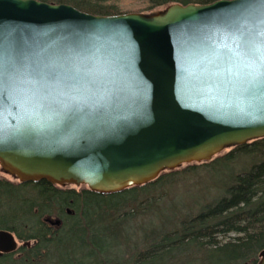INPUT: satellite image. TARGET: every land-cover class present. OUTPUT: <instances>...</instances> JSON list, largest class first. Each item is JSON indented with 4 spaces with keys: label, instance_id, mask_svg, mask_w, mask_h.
I'll list each match as a JSON object with an SVG mask.
<instances>
[{
    "label": "water",
    "instance_id": "1",
    "mask_svg": "<svg viewBox=\"0 0 264 264\" xmlns=\"http://www.w3.org/2000/svg\"><path fill=\"white\" fill-rule=\"evenodd\" d=\"M243 8L264 16L259 0L115 16L0 0V175L113 194L264 139V96L217 75L203 52L220 22L238 19ZM73 59L95 68L96 87L65 94L41 78L21 83ZM15 248L13 235L0 230V256Z\"/></svg>",
    "mask_w": 264,
    "mask_h": 264
},
{
    "label": "trees",
    "instance_id": "2",
    "mask_svg": "<svg viewBox=\"0 0 264 264\" xmlns=\"http://www.w3.org/2000/svg\"><path fill=\"white\" fill-rule=\"evenodd\" d=\"M39 1L67 4L91 15L115 16L123 13L118 6L119 0ZM145 1L149 4L147 9L154 10L172 3L208 4L217 0ZM236 151L242 157L257 155L262 158L231 177L223 197L195 217L183 221L182 228L174 235L167 234L159 242L151 243V246L137 253L134 260L128 264H149L158 254L172 252L181 243H185V247L194 245L193 249L201 253L207 264L258 262L264 252V139L234 147L223 157L225 160L233 158L232 155ZM172 173L175 172L162 173L152 183L109 195L94 193L85 188L77 190L60 188L45 180L16 184L1 176L0 230L14 234L21 243L32 240L35 245L23 244L2 254L0 264H123L110 261L109 250L113 246H93L91 242L93 229L90 226L92 219L96 218L94 222L98 228L97 223L105 220L112 209L120 210L119 206L122 207L121 216H133L126 210V205L133 206L137 196L150 193L152 187ZM19 189L25 193L15 198L14 194H19L16 191ZM106 198L115 201L107 204ZM100 207L105 208L104 216L103 211L100 213ZM79 209L80 218L84 220L83 225L78 223ZM144 209H147L146 206ZM68 210L70 213H67ZM53 216L60 220L57 229L47 225L49 220L53 221ZM219 238L223 241L218 240ZM202 244L207 246H201Z\"/></svg>",
    "mask_w": 264,
    "mask_h": 264
},
{
    "label": "rangeland",
    "instance_id": "3",
    "mask_svg": "<svg viewBox=\"0 0 264 264\" xmlns=\"http://www.w3.org/2000/svg\"><path fill=\"white\" fill-rule=\"evenodd\" d=\"M118 6L123 14L152 11L147 9L149 4L145 0H119ZM229 150H226V153ZM224 154L207 165H193L191 169L188 166L174 171L175 173L160 180L151 188L150 193L146 192L137 196L133 205L135 209L131 205H126V210L132 213L133 216H121L120 210L122 207L119 206L120 210L118 208L116 210L112 209L108 212L105 220L100 224L97 223L98 228L94 222L96 218L95 220L92 219L90 226L93 229V232H91L93 246H113L109 250L111 262L131 263L137 253L144 251L151 246V243L159 242L167 234L174 235L182 228L183 221L195 217L200 211L223 197L231 177L244 171L251 163L262 158L255 154L251 157H242L236 151L232 155L233 158L225 160ZM16 191L19 194H14L15 198L21 197L20 194L25 193L21 189ZM29 196L31 197L30 194ZM148 200L150 203H146ZM114 201L106 198L105 202L110 204ZM145 206L148 210L144 209ZM100 209V213L103 211L104 216L105 208L100 207ZM79 213H81L80 209L77 210L78 215ZM78 217V223L83 225L84 220L80 218V215ZM52 218L53 222L59 221L54 216ZM49 224L52 229L59 227L58 223L51 224L48 222ZM218 240L223 241L222 238ZM17 241L19 240L17 239ZM21 244L19 241L17 245L21 246ZM185 246V243H181L172 252L158 254L150 263L207 264V260L202 257L201 253L197 249H193L194 245ZM201 246L207 245L202 244ZM181 250L183 253H181Z\"/></svg>",
    "mask_w": 264,
    "mask_h": 264
},
{
    "label": "snow or ice",
    "instance_id": "4",
    "mask_svg": "<svg viewBox=\"0 0 264 264\" xmlns=\"http://www.w3.org/2000/svg\"><path fill=\"white\" fill-rule=\"evenodd\" d=\"M259 3L264 7V0H259ZM203 52L217 75L229 81H242L246 85L243 91L249 95L258 93L264 96V16L257 18L248 8H243L238 19L220 22L216 35L208 37ZM9 71L14 76L19 73L15 64ZM27 76L33 79L26 78L21 83L35 84V78H41L62 85L66 89L65 94L98 84L95 68L76 59L62 68L52 67L46 72L37 69ZM33 97L42 106L44 97L39 89L33 92Z\"/></svg>",
    "mask_w": 264,
    "mask_h": 264
},
{
    "label": "flooded vegetation",
    "instance_id": "5",
    "mask_svg": "<svg viewBox=\"0 0 264 264\" xmlns=\"http://www.w3.org/2000/svg\"><path fill=\"white\" fill-rule=\"evenodd\" d=\"M67 213H70V211L68 210ZM59 221H60V220H59ZM49 222H50L51 224L53 223V221H50V220H49ZM47 225H48V224H47ZM49 227H51L50 224H49ZM29 242H30V243L26 244V246H33V245H35V242H34V241L31 240V241H29Z\"/></svg>",
    "mask_w": 264,
    "mask_h": 264
}]
</instances>
